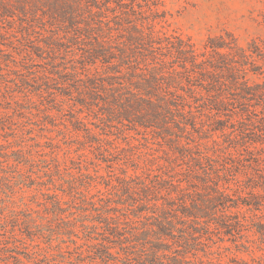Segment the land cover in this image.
<instances>
[{"label":"trees","instance_id":"trees-1","mask_svg":"<svg viewBox=\"0 0 264 264\" xmlns=\"http://www.w3.org/2000/svg\"><path fill=\"white\" fill-rule=\"evenodd\" d=\"M14 2L51 33L20 52L32 75L20 83L70 116L79 145L69 201L50 210L84 234L79 263L264 264V40L171 33L163 0H1L2 17Z\"/></svg>","mask_w":264,"mask_h":264},{"label":"rangeland","instance_id":"rangeland-1","mask_svg":"<svg viewBox=\"0 0 264 264\" xmlns=\"http://www.w3.org/2000/svg\"><path fill=\"white\" fill-rule=\"evenodd\" d=\"M163 2L168 30L190 36L197 43L224 32L233 33L245 48L254 40H264L261 18L264 0ZM15 5L16 8L8 9L12 17H2L0 12V33L6 35L0 37V42L6 46L16 44L15 49L1 47L7 52L0 53V258L2 264H80L78 253L83 252L82 259L88 263L87 251L92 249L85 245L84 234L77 237L69 233L68 220L58 221L50 213L52 196L57 195L62 202L69 201L63 190L68 189L70 172L76 173L68 171L76 168L71 158L77 159L76 154H69V149L79 145L64 133L66 121L71 118L62 116L51 100L37 98L34 82L31 81L30 87L20 83L26 76L32 78L28 69L22 67L24 54L20 52L24 49L35 52V46H44L51 33L32 13H25ZM20 44L24 47L18 49ZM17 101L23 106L17 108ZM20 150L30 157L27 165L16 162ZM145 151L140 148L136 152ZM57 162L64 165L60 173L54 168ZM47 173L53 175V181ZM27 218L31 223L21 225ZM215 241L218 243L212 245L214 251L222 252L227 258L250 260L249 255L237 253L227 238L223 243L217 238Z\"/></svg>","mask_w":264,"mask_h":264}]
</instances>
